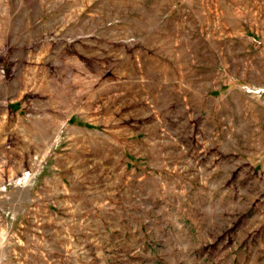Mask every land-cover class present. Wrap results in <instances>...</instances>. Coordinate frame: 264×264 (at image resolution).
Segmentation results:
<instances>
[{"label":"rangeland","instance_id":"374dc122","mask_svg":"<svg viewBox=\"0 0 264 264\" xmlns=\"http://www.w3.org/2000/svg\"><path fill=\"white\" fill-rule=\"evenodd\" d=\"M0 264H264V0H0Z\"/></svg>","mask_w":264,"mask_h":264}]
</instances>
